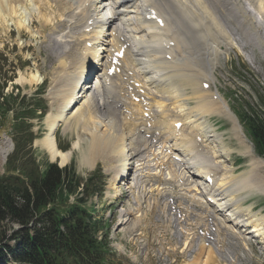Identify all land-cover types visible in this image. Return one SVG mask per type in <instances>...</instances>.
Listing matches in <instances>:
<instances>
[{
  "label": "bare ground",
  "instance_id": "6f19581e",
  "mask_svg": "<svg viewBox=\"0 0 264 264\" xmlns=\"http://www.w3.org/2000/svg\"><path fill=\"white\" fill-rule=\"evenodd\" d=\"M30 1L37 8L38 18L41 19L39 23H34L35 25L38 24L39 30H43L38 33L41 40L43 39V42H47L50 46H56L58 49L57 73L58 70L61 71L73 65L71 73L74 75L72 77L68 74L62 75V72L58 74L59 76L54 75L56 76L53 78L55 88L50 90V92L52 91L50 95L59 104L60 109L55 115L52 116V112H50L46 116L48 117L46 120L47 129L39 144L51 162L57 161L60 166H65L70 161L71 151L80 149V140L78 139L76 143L72 144L71 151L63 153L58 150L54 139V134L60 127L59 124H62L66 131L72 121L75 122L76 126L78 123L86 122V128L84 126L82 128L86 129V134H89V149L87 153L83 154V160L87 162L89 167L98 157L103 156L110 159L112 164H117L120 167L122 161H127L128 146L132 148L133 141L140 142L141 139L137 136L131 141L123 130L130 133L134 131L132 135L142 133L143 136L149 135L151 137L149 142L144 143V149L148 150L147 153H149L148 156L151 152L150 148L147 147L153 138L157 140L156 146L166 148L174 131L180 134V140L185 143L191 142L192 145V143H196V140H199V145L202 144V146L212 150L211 159L209 160L205 154L206 165L196 166L192 160L186 158L184 166L193 169L198 175H206L213 173V171L217 172V165H219L220 173H217L220 176L217 177L215 184L223 191L225 203L232 201L236 206H234L232 214L225 210L227 206L223 208L217 206V214L230 218V223L234 224L232 226L234 236L241 240L243 248L250 253L249 255L252 254L248 247L252 239L258 240L263 245L264 216L258 219H256V213L248 216L250 207H247L245 211L240 209L239 205L242 200L238 197L239 192L242 195V192L246 191H255L264 195V187L260 186L264 180L263 177H260L261 175L259 176L260 169L264 168V163L252 158L249 144L243 136L238 134L237 122L222 98L216 92L213 94L208 90L201 89V84L212 82V75L205 74V81L198 82L197 79H192L189 76L193 73L177 76L171 70L173 64H178L177 58L179 56H182L186 62L193 54L195 57L190 59V62H200L203 58L206 68L209 67L208 63L211 60L214 65V62L217 61V54L223 50L221 43L231 39L230 34L233 31L240 33L241 28L243 29L241 38L246 41L247 45H250V40L259 42L257 29L260 26L257 23L259 21L264 25V0H245L251 8L242 5L240 0H139V4L127 3L126 8L121 6L119 9H107V6L111 7L108 3L120 1L109 0L106 6L104 5V9L111 15L112 20L102 27L99 26L100 0ZM188 5H192V7L188 9ZM210 5H213L214 8L212 9ZM23 8H27V0H0V27H3L4 20L9 17L14 19V25L18 30L25 29L20 23L23 18L19 14ZM148 9L153 10L158 19L167 17L171 20L170 23L166 24V28L164 27L166 34L162 33L163 30L158 29L155 22L156 17L153 22L147 21ZM251 15L255 17H251ZM238 17L239 19L235 22L228 19ZM189 18L192 19V24L189 22ZM89 21L93 22L95 30L87 35L84 34V30ZM228 22L233 26H230ZM50 24L52 29L47 30L46 27L51 28V26H47ZM182 25L183 27H181ZM106 26L110 28L111 26H120L116 35L125 40L128 38V42L134 46L130 53L123 58L121 64L129 74L128 82L137 85V88L131 86L132 90L127 88L126 91H123L124 84L121 80L114 79L115 77L110 79L105 75L107 72L106 58L104 60L102 58L109 53L106 45L109 43L113 45V48L116 46V42L110 34L111 30L105 29ZM180 27L181 31L187 30L188 43L185 42L184 38L179 40ZM27 28L29 29L28 25ZM225 28L228 29V34L222 33L223 36H219L213 33L222 32ZM51 31L54 35H48ZM206 32L216 35L215 44ZM42 36H45L47 41ZM166 41L175 43L169 53L161 50L162 43ZM88 44L89 47H87ZM262 52L264 54V49ZM166 56L170 60H166ZM90 62L98 68L95 73L98 74L97 72H99L98 78L102 80L88 89L86 85H80V82L86 80L85 66ZM179 65L182 66L180 63ZM166 70H169L170 73H165ZM93 74L92 72L91 75ZM35 82H39L37 75H30L28 78L25 75H20L17 80L20 85L34 84ZM198 84L200 88H197ZM79 86H83L82 93L84 96L82 97L84 98H81L82 93L78 91ZM107 86H111V88ZM128 94L138 95V98L143 101L142 104L134 105L129 101ZM178 100L183 102H178ZM192 100L193 106H189V102ZM143 104L147 105L150 110L143 107ZM117 105L120 106V111L125 109L127 112L139 115L136 119L141 120V123L146 125V128L142 129L143 132L140 131L139 124L128 122L126 116L121 115V113L119 114L121 115L120 122L118 121ZM144 110L147 111L148 120L143 119ZM210 115L222 116L231 121L232 130L239 139L238 145L243 150L242 154L249 158L245 172L233 176L232 171L223 165L224 161L221 156L227 153L223 150L221 135L213 133L212 136H209L207 123L204 121ZM67 116H70V121H68ZM177 122L182 124L178 130L174 128ZM176 139L175 137L171 138L172 141ZM127 141L129 142L128 145ZM216 144L219 145V151L216 149ZM174 145L173 147L176 149V143ZM191 145L189 144V147L194 151ZM135 147L140 148V143ZM160 152L161 149L157 151V153ZM152 155L154 156V154ZM117 178L115 176L112 180L111 190H116L114 186L119 181ZM261 179L262 182L259 181ZM115 180L117 181L115 182ZM235 213H239L240 218ZM245 216V220L241 219ZM193 248V245L185 244L183 251L188 250V253H191ZM216 248L218 250L212 251L213 253L208 250H200L196 259L193 258L189 264H212L214 261H217L216 264H221L220 261L222 264H232L237 259L231 253L225 252L230 258L225 263L226 260L221 258L218 244ZM187 256L188 254L185 255V257Z\"/></svg>",
  "mask_w": 264,
  "mask_h": 264
},
{
  "label": "rangeland",
  "instance_id": "374dc122",
  "mask_svg": "<svg viewBox=\"0 0 264 264\" xmlns=\"http://www.w3.org/2000/svg\"><path fill=\"white\" fill-rule=\"evenodd\" d=\"M36 7H34V4L30 1L27 0V8H23L21 11H19V14L21 18V24L25 29H20L18 30L16 26L14 25L15 22H13L14 19H11L7 17L4 22H3V27H0V94L3 97H12L14 101L12 102L11 100L8 101V103L3 107L4 109H9L15 106L16 102L18 101L17 96L21 95V98H24V101L26 103L28 102V106H32L35 101L36 97H38V92H36L42 83H44L43 87L45 86L44 90H41L42 94L39 96L41 97V100L43 101V105L46 108L53 106L54 103H56L54 100H52V96L50 95V90L55 88L54 84L55 82L53 81V78L56 77L59 73H57V62L56 59H54V54L52 53L51 48L47 43H43L41 38H39V32H42L43 30H39L38 24L35 25L34 23H39L41 19L38 18L39 12L36 11ZM17 19L20 20L19 17L16 16ZM27 25L29 26V29L27 28ZM51 26L46 27L47 30L52 29V25H47ZM264 29V25L262 26ZM263 36L264 32L261 30H258ZM47 32V31H46ZM21 33V34H19ZM18 34V35H17ZM20 35V36H19ZM23 35V36H21ZM48 35H54L53 31L49 32ZM19 36V38H18ZM47 36V35H46ZM45 39V36H42ZM227 40V38H225ZM232 39V37H231ZM46 40V39H45ZM47 41V40H46ZM262 42L264 44V37L262 39ZM28 46L25 49H28L30 46L29 51L22 50V47ZM238 49H236L237 54L236 55H231L228 58V62H225L224 60L221 61V65L217 70L215 71L214 77L216 76L218 80L217 84V89L221 96L223 95L229 102V104L233 107L235 112H237L239 115H241L240 109H245L248 110L247 106H255L258 101V97L256 96L258 93L262 94L264 93V59L262 56H258L255 51L250 50L247 47H244L242 45H237ZM240 46V47H239ZM58 54L56 55L57 58ZM194 54L191 55L187 60L190 61V59L194 58ZM218 58V57H217ZM217 62V61H216ZM216 62H214V65H216ZM56 66V67H55ZM33 74L42 76V82L39 84H18L17 80L19 79L20 75H25V77H29L30 75L28 74ZM38 73V74H37ZM56 75V76H54ZM59 76V75H58ZM40 80V77H39ZM212 83V82H211ZM212 93V92H211ZM236 97H239V104L238 102L236 103L237 100H234ZM8 98V99H9ZM7 99V98H6ZM39 99V97L37 98ZM31 104V105H30ZM240 105V106H239ZM242 106V107H241ZM56 108V107H55ZM54 108V110H55ZM49 109H43V110H36L35 115L41 114L40 112L44 113L48 112ZM9 111V110H8ZM55 115V113L52 111V116ZM95 115V114H94ZM93 115V117H95ZM215 116V115H214ZM68 117V121L71 120L70 116ZM222 117V116H221ZM48 117H46L45 122L44 119L41 121L40 115L39 118H35L30 122L32 126V130L35 133L36 137L40 139L43 135L45 136L44 133L46 128V120ZM15 120V119H14ZM13 123V115L8 116L7 118H3V124L4 125H9ZM74 123V127L72 128L70 132L66 133L65 135L62 134V130L60 129L62 127V124H59L58 132L56 134V141L57 144L59 145L60 148L66 149L65 151H70L72 144L76 143L77 140H80V149L73 150L71 160L68 162V167L70 166L73 170L71 171L73 174L72 175H78V179H81L83 184H86V179L91 176L90 173H92L88 169V164L87 162L82 159L83 154L88 152V135L86 134L87 131L86 129V122H81L78 123L76 126L75 122L72 121L71 124ZM85 123V124H83ZM207 123V122H206ZM15 124V123H14ZM45 125V126H44ZM30 126V127H31ZM84 126V128H82ZM209 126H211L212 129L217 130L219 133H223L225 135V144L222 145L224 148V152L227 154H224L221 156V158L224 161V166L227 169L228 165L225 163L224 156L230 155V160L233 163L235 160L236 165L238 166L239 161L236 160V153L232 155V151L235 148L234 142L229 138L228 131L231 128V124L222 120V119H217V118H211L209 121ZM5 131H0V137H3L5 134H9V129ZM207 132L209 136H212L213 133H215L214 130L210 129L207 126ZM84 130V131H83ZM233 131V130H232ZM8 136V135H7ZM43 136V137H44ZM42 137V138H43ZM37 139V140H38ZM42 140V139H41ZM35 142L32 146V151H33V157L35 158L36 164L39 166L40 169H45L47 164H49V160L44 152L41 151L44 150L40 146V141ZM228 143V148L231 150V153L227 152L226 144ZM223 143V140H222ZM239 144V143H238ZM237 144V145H238ZM217 145V144H216ZM219 145H217V150L219 151ZM239 146V145H238ZM41 149H40V148ZM240 148V146H239ZM80 150L82 153H80ZM241 150V148H240ZM45 151V150H44ZM244 156V155H243ZM254 158V157H252ZM102 161H105V159H102ZM102 161H97L95 165L96 167H100L101 170L107 171L106 167L104 164L105 162ZM101 162V163H100ZM58 166L59 163H58ZM67 168V167H66ZM247 169V168H246ZM246 171V170H245ZM244 171V172H245ZM108 176V172L106 173ZM233 175V172H232ZM239 175V174H238ZM261 174L259 173V176ZM236 176V175H233ZM262 178V175L260 176ZM264 180V178H262ZM262 179L259 180L262 182ZM111 185L109 186L110 189ZM244 193V192H242ZM241 196V193L239 192V198ZM98 202V201H97ZM260 200L258 199L257 201L254 202V206L256 208L260 207ZM240 209L242 210H247V208H242L241 203L239 205ZM251 208H250V214L248 216H251ZM264 215H260V213H256V219L259 217H262ZM255 219V218H254ZM14 229L16 231V228L20 227H14L13 225H5V237L2 242H6L7 238L10 237L11 235V229ZM18 232V231H17ZM112 242V240L110 241ZM114 242V241H113ZM117 242V241H116ZM6 244H10V246H13V243L6 242ZM255 246V245H254ZM264 246V244H263ZM110 255L108 254L106 258V264H133L132 259L130 256H121L117 255L115 252L112 253L113 249L110 247ZM259 250L262 251V248L259 247ZM253 251L255 254L259 256V263H255L249 259H247V263L250 264H264V255H259L257 252V249L253 247ZM196 259V258H195ZM141 264H155L154 261L149 260L147 263L140 262ZM138 263V264H140Z\"/></svg>",
  "mask_w": 264,
  "mask_h": 264
},
{
  "label": "trees",
  "instance_id": "16d2710c",
  "mask_svg": "<svg viewBox=\"0 0 264 264\" xmlns=\"http://www.w3.org/2000/svg\"><path fill=\"white\" fill-rule=\"evenodd\" d=\"M7 110H5L6 112ZM3 114V113H2ZM25 114L22 113L21 116ZM18 131L23 130V125H17ZM254 136L258 142L260 150L264 151V135L257 132L254 128ZM16 158H14L15 160ZM12 169V165L9 167ZM15 169V167L13 168ZM23 174L25 170H21ZM67 179L70 183L73 182L71 177L66 172H60L56 168H52L50 172L42 179L40 183L34 181L32 183L30 177L29 190L24 187L22 181L9 178V182H0V259L5 254H9L19 264H45L46 258L52 252L51 238L43 231L35 230L32 235L27 231V225L30 222L34 210L43 207L47 202L53 201L54 191L58 189L63 179ZM19 182L11 185L12 183ZM11 183V184H10ZM23 184V186L21 185ZM20 185L22 188H20ZM71 185V184H70ZM69 189V188H68ZM70 192L74 191V187H70ZM44 221L45 218L41 217ZM17 225L20 228L18 232L12 234L9 238L16 244H21L19 248L10 249L3 245L5 237V225ZM57 240V239H56ZM55 242L57 243V241ZM54 243V242H53Z\"/></svg>",
  "mask_w": 264,
  "mask_h": 264
}]
</instances>
